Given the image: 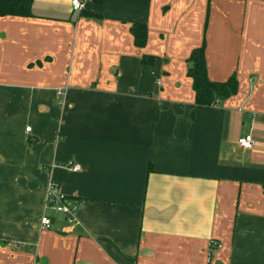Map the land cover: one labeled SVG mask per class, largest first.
<instances>
[{"label":"crops","instance_id":"0c3cea01","mask_svg":"<svg viewBox=\"0 0 264 264\" xmlns=\"http://www.w3.org/2000/svg\"><path fill=\"white\" fill-rule=\"evenodd\" d=\"M31 13L0 15V264H264V0ZM201 45L208 78L237 82L211 105L187 74ZM50 180L72 221L46 211Z\"/></svg>","mask_w":264,"mask_h":264},{"label":"trees","instance_id":"16d2710c","mask_svg":"<svg viewBox=\"0 0 264 264\" xmlns=\"http://www.w3.org/2000/svg\"><path fill=\"white\" fill-rule=\"evenodd\" d=\"M101 2L102 0H93ZM32 0H0V15L32 16ZM133 36V43L138 47H143L146 43L147 27L145 23L134 22L130 26ZM155 56L145 54L141 58V64L150 66L154 62ZM190 62L187 74L192 79V89L194 91L195 104L211 105L217 101L233 94L237 89V82L233 76L225 81H212L206 74L203 45L192 49L187 59ZM151 169V166H148Z\"/></svg>","mask_w":264,"mask_h":264},{"label":"built area","instance_id":"2783aa9c","mask_svg":"<svg viewBox=\"0 0 264 264\" xmlns=\"http://www.w3.org/2000/svg\"><path fill=\"white\" fill-rule=\"evenodd\" d=\"M88 0H70V7L73 11L82 10L85 7V3ZM58 94L61 93V89L57 91ZM238 145L243 148H251L253 145L251 135L247 134L240 137L238 140ZM72 170H78L79 165L72 163L68 165ZM76 204H71L69 198L62 194L57 188L56 184L51 180L47 183L45 190V209L46 211H55L63 214L68 221H72V212ZM40 225L43 228H49L51 226V218L47 213H44L40 219Z\"/></svg>","mask_w":264,"mask_h":264}]
</instances>
